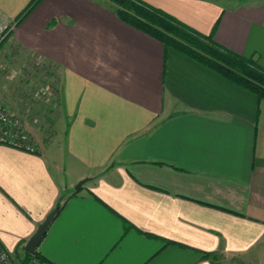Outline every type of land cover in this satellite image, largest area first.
Wrapping results in <instances>:
<instances>
[{
	"label": "crops",
	"instance_id": "0c3cea01",
	"mask_svg": "<svg viewBox=\"0 0 264 264\" xmlns=\"http://www.w3.org/2000/svg\"><path fill=\"white\" fill-rule=\"evenodd\" d=\"M30 1L0 0V50L52 69L56 131L37 152L0 143V243L26 259L58 207L36 248L54 264H264V99L109 0L17 23ZM143 1L264 69V0Z\"/></svg>",
	"mask_w": 264,
	"mask_h": 264
},
{
	"label": "trees",
	"instance_id": "16d2710c",
	"mask_svg": "<svg viewBox=\"0 0 264 264\" xmlns=\"http://www.w3.org/2000/svg\"><path fill=\"white\" fill-rule=\"evenodd\" d=\"M40 1L31 0L16 22H20ZM109 1L114 4V10L122 20L158 39L166 49L175 48L250 90L258 99H264V69L252 57H243L216 43L213 31L208 34L198 32L143 0ZM34 254L41 257L37 251Z\"/></svg>",
	"mask_w": 264,
	"mask_h": 264
},
{
	"label": "rangeland",
	"instance_id": "374dc122",
	"mask_svg": "<svg viewBox=\"0 0 264 264\" xmlns=\"http://www.w3.org/2000/svg\"><path fill=\"white\" fill-rule=\"evenodd\" d=\"M10 26L0 27L3 32L7 31L0 48L10 34ZM21 57L23 54L19 49H11L9 55L0 50V103L18 121V131L29 132L36 143L38 136L47 141L56 131L55 113L51 112L56 109L59 100L56 96L57 77H54L53 71L46 72L34 62L22 64Z\"/></svg>",
	"mask_w": 264,
	"mask_h": 264
},
{
	"label": "built area",
	"instance_id": "2783aa9c",
	"mask_svg": "<svg viewBox=\"0 0 264 264\" xmlns=\"http://www.w3.org/2000/svg\"><path fill=\"white\" fill-rule=\"evenodd\" d=\"M7 32V31H5ZM2 28H0V42L5 36ZM35 66L43 67L46 72H51V68L36 61ZM6 107L0 103V143L9 145L14 148L22 149L28 152H37L38 144L33 141L29 132L23 130L18 131V121ZM0 264H54L53 262L43 259L34 253H31L26 259H19L8 251L0 243Z\"/></svg>",
	"mask_w": 264,
	"mask_h": 264
},
{
	"label": "water",
	"instance_id": "95a60500",
	"mask_svg": "<svg viewBox=\"0 0 264 264\" xmlns=\"http://www.w3.org/2000/svg\"><path fill=\"white\" fill-rule=\"evenodd\" d=\"M84 181H79L76 186L75 189H78L81 184ZM58 211V207L53 209L52 211H50L45 218L43 219V221L41 223L38 224V226L36 227L35 231L32 233V235H30V237L27 239L24 248L27 252L29 253H34L36 251V248L38 247L44 233L46 232L52 218L54 217L55 213Z\"/></svg>",
	"mask_w": 264,
	"mask_h": 264
}]
</instances>
